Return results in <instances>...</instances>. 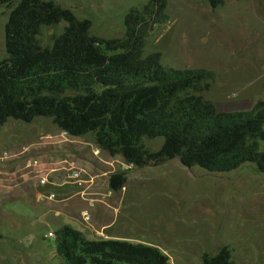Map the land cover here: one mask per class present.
Instances as JSON below:
<instances>
[{"label":"rangeland","instance_id":"rangeland-1","mask_svg":"<svg viewBox=\"0 0 264 264\" xmlns=\"http://www.w3.org/2000/svg\"><path fill=\"white\" fill-rule=\"evenodd\" d=\"M10 1L0 2V61L8 14L21 0ZM46 1L89 20L92 35L113 39L123 36L125 15L150 0ZM66 25L42 26L41 46L50 47ZM154 52L166 67L212 71L202 96L220 111L250 109L264 101V0H224L216 8L208 0H166L164 19L145 38L144 55ZM143 144L156 151L162 138ZM126 164L101 151L91 134L69 136L48 118L0 125V264H65L47 236L64 225L90 240L157 247L171 264H203V255L222 249L230 264H264V173L254 165L211 173L176 158L130 170ZM71 166L86 184L66 179ZM116 172L126 182L114 191L108 182ZM83 191L95 200L112 192L118 209L101 202L89 208Z\"/></svg>","mask_w":264,"mask_h":264},{"label":"trees","instance_id":"trees-1","mask_svg":"<svg viewBox=\"0 0 264 264\" xmlns=\"http://www.w3.org/2000/svg\"><path fill=\"white\" fill-rule=\"evenodd\" d=\"M10 0H0V2ZM211 7L224 0H208ZM166 0H150L124 18L121 38L91 34L89 20L52 1L21 0L4 26L6 57L0 61V125L48 118L72 137L93 136L95 145L135 168L178 159L226 173L252 164L264 173V101L250 109L220 111L202 92L214 73L173 69L159 52L144 55L145 38L165 17ZM65 22L50 47H42V26ZM162 138L156 151L143 140ZM125 172L109 177L110 189L124 187ZM65 264H171L157 247L117 239H87L69 225L54 232ZM203 264H230L225 249L202 256Z\"/></svg>","mask_w":264,"mask_h":264},{"label":"built area","instance_id":"built-area-1","mask_svg":"<svg viewBox=\"0 0 264 264\" xmlns=\"http://www.w3.org/2000/svg\"><path fill=\"white\" fill-rule=\"evenodd\" d=\"M131 168H133L132 164H126L125 169L126 170H130ZM71 171L73 170V167H70ZM66 179H70V182L76 184L78 187L83 186L84 184H86V180L88 179L87 177L84 176V178L80 175V172H76V171H72L71 174L66 176ZM85 191L81 192V196L84 197L85 195ZM47 199H54L55 195L54 194H50L48 196H46ZM85 201L87 202V206L90 208L94 205V200L93 199H89V198H85ZM81 217L82 220L85 222H88L90 220V215L87 209L83 210L81 212ZM48 237L54 238V234L52 232H48L47 234Z\"/></svg>","mask_w":264,"mask_h":264},{"label":"crops","instance_id":"crops-1","mask_svg":"<svg viewBox=\"0 0 264 264\" xmlns=\"http://www.w3.org/2000/svg\"><path fill=\"white\" fill-rule=\"evenodd\" d=\"M87 192V191H86ZM85 192V193H86ZM79 194V192L77 193ZM113 193L111 192L108 196H102L99 200L98 199H94L93 197H91V193L87 192L85 195L88 196L87 198L89 199H93L94 200V205L97 206L99 202H101V204L103 203V208H106L108 210V208H113V210H117L118 209V206H117V209L114 208V202H115V198L116 196L115 195H112ZM93 206V207H95ZM91 218V217H90ZM112 224V223H111ZM106 227H109V225H107ZM105 228V227H104ZM102 228V229H104ZM106 239H111L110 237L108 236H105Z\"/></svg>","mask_w":264,"mask_h":264}]
</instances>
